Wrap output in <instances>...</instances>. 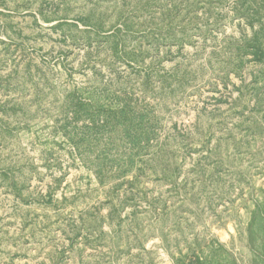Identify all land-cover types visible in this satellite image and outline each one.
Segmentation results:
<instances>
[{"label": "rangeland", "instance_id": "1", "mask_svg": "<svg viewBox=\"0 0 264 264\" xmlns=\"http://www.w3.org/2000/svg\"><path fill=\"white\" fill-rule=\"evenodd\" d=\"M0 264H264V0H0Z\"/></svg>", "mask_w": 264, "mask_h": 264}]
</instances>
